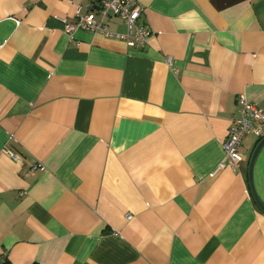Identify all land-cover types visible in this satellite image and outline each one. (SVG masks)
Returning a JSON list of instances; mask_svg holds the SVG:
<instances>
[{"label":"crops","instance_id":"1","mask_svg":"<svg viewBox=\"0 0 264 264\" xmlns=\"http://www.w3.org/2000/svg\"><path fill=\"white\" fill-rule=\"evenodd\" d=\"M100 1L0 0V264H264L262 140L223 150L264 111V0H137L140 50L69 38Z\"/></svg>","mask_w":264,"mask_h":264},{"label":"built area","instance_id":"2","mask_svg":"<svg viewBox=\"0 0 264 264\" xmlns=\"http://www.w3.org/2000/svg\"><path fill=\"white\" fill-rule=\"evenodd\" d=\"M143 8L137 0H101L98 11L86 15L77 13L76 19L72 22L64 20L65 32L70 39L78 30L91 33H101L106 37H113L104 21L108 18H119L127 26V34L123 36L128 46L133 49H144L152 37L149 28L140 23ZM100 18V22L97 18ZM239 111L238 117L231 120L227 138L223 143V150L228 166L235 170L243 163L240 148L243 139L250 134L255 135L259 140L264 138V111L248 101L244 94L238 96ZM11 155V152L7 150ZM43 167L35 166L32 171ZM130 219V216H128Z\"/></svg>","mask_w":264,"mask_h":264},{"label":"water","instance_id":"3","mask_svg":"<svg viewBox=\"0 0 264 264\" xmlns=\"http://www.w3.org/2000/svg\"><path fill=\"white\" fill-rule=\"evenodd\" d=\"M263 146H264V138L262 139V141L260 142V144L258 145L256 150L254 151L252 158L250 160V164H249V187H250V192H251V195H252V198H253L255 204L257 205L259 210L264 214V204L256 192L255 185H254V179H253V170H254L255 161L257 159V156H258L260 150L263 148Z\"/></svg>","mask_w":264,"mask_h":264},{"label":"trees","instance_id":"4","mask_svg":"<svg viewBox=\"0 0 264 264\" xmlns=\"http://www.w3.org/2000/svg\"><path fill=\"white\" fill-rule=\"evenodd\" d=\"M4 264H10L8 261L4 262Z\"/></svg>","mask_w":264,"mask_h":264},{"label":"rangeland","instance_id":"5","mask_svg":"<svg viewBox=\"0 0 264 264\" xmlns=\"http://www.w3.org/2000/svg\"><path fill=\"white\" fill-rule=\"evenodd\" d=\"M130 216V215H129ZM132 217L130 216V219H131ZM129 219V218H128Z\"/></svg>","mask_w":264,"mask_h":264}]
</instances>
